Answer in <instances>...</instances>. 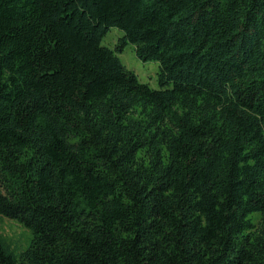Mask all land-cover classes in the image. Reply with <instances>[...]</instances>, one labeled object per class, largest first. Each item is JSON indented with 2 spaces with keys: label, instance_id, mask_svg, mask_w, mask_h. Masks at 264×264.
I'll list each match as a JSON object with an SVG mask.
<instances>
[{
  "label": "trees",
  "instance_id": "1",
  "mask_svg": "<svg viewBox=\"0 0 264 264\" xmlns=\"http://www.w3.org/2000/svg\"><path fill=\"white\" fill-rule=\"evenodd\" d=\"M0 215V264H264V0H0Z\"/></svg>",
  "mask_w": 264,
  "mask_h": 264
},
{
  "label": "rangeland",
  "instance_id": "2",
  "mask_svg": "<svg viewBox=\"0 0 264 264\" xmlns=\"http://www.w3.org/2000/svg\"><path fill=\"white\" fill-rule=\"evenodd\" d=\"M121 32L111 28L102 40V45L114 49L117 37ZM127 69L132 70L141 82L147 83L150 87L157 89L158 64L154 61H142L135 57L131 46L128 45L122 53H116ZM0 235L9 244L14 254L24 251L30 242L31 234L22 224L17 221L0 215Z\"/></svg>",
  "mask_w": 264,
  "mask_h": 264
}]
</instances>
